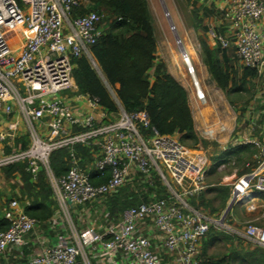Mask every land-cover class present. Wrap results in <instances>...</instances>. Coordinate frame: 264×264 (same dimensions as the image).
Listing matches in <instances>:
<instances>
[{
    "label": "built area",
    "instance_id": "obj_1",
    "mask_svg": "<svg viewBox=\"0 0 264 264\" xmlns=\"http://www.w3.org/2000/svg\"><path fill=\"white\" fill-rule=\"evenodd\" d=\"M20 2L0 0V114L9 119L1 127L0 145L12 149L15 137L24 134L29 146L2 153L0 169L26 163L33 179L43 170L58 207L52 225L63 227L58 242L33 253L31 264H202L200 243L209 229L229 231L226 221L233 207L254 210L260 203L264 136L232 145L252 144L258 159L252 170L222 184L230 192L228 209L218 218L194 209L185 199L205 191L206 159L192 155L175 136H160L146 112L128 114L112 96L118 112L109 115L98 99L81 94L75 85L71 59L84 56L92 63L89 48L103 35V16L94 11L75 14L85 8L84 0ZM229 17L231 38L215 31H209L208 38L222 48L234 47L239 65L262 75V41L254 25L264 18V0H231ZM189 59L183 53L196 99L204 101ZM76 147L94 151L93 166L100 174L96 179L108 170L106 182L91 184L75 156ZM58 150H67L70 160L66 174L56 178L49 157ZM138 174L148 184L157 177L166 198L130 208L116 223L74 225L73 208L115 194ZM2 220L7 228L0 230V258L10 248L22 251L25 237L37 227L15 200L8 203ZM231 232L264 249V228L247 224Z\"/></svg>",
    "mask_w": 264,
    "mask_h": 264
},
{
    "label": "trees",
    "instance_id": "obj_2",
    "mask_svg": "<svg viewBox=\"0 0 264 264\" xmlns=\"http://www.w3.org/2000/svg\"><path fill=\"white\" fill-rule=\"evenodd\" d=\"M16 1L19 5L21 4L20 0ZM84 1L87 2L85 8L76 10L75 14L83 15L94 11L102 15L103 35L95 45L89 48L96 67L84 56L71 59L72 77L78 91L98 99L101 108L109 115L116 114L118 108L107 89L108 87L114 93L116 101L124 112L128 114L146 112L151 127L160 136L178 135L179 142L187 147L208 146L209 142L202 139L195 129L186 90L168 73L162 62L156 61V40L147 1ZM184 1L192 6L198 24L202 23V20L198 18L194 1ZM200 29L202 32L198 38L200 58L211 80L227 98L231 94L248 91L246 85L249 83L248 80L258 77L256 71L240 66L239 80L235 79L236 76L231 77L234 63L229 64L231 60L226 54L231 51L238 62L234 47L222 48L216 42L211 45L207 37L208 29L204 26H201ZM237 82H239L238 85ZM141 132L150 133L144 130ZM28 146L26 135L19 134L14 139L12 149L23 151ZM12 149L4 147L3 154L11 153ZM256 153L257 150L252 144L228 145L224 150L218 148L208 175H216L222 165H232V169H237L233 179L242 176L256 166V162H253L249 170L245 168L246 162ZM75 156L80 160L81 169L88 173L92 185L96 186L107 181L108 170L105 171L103 178L96 179L100 174L93 166L94 151L85 147H76ZM69 160L70 154L67 150L51 153L49 167L56 178L66 174ZM26 166V163H17L2 168L1 172L6 180L16 178L20 180L21 192L18 201L27 202L23 210L24 214L34 219L37 226L48 227L53 223L58 211L52 189L43 170H40L33 179L26 172ZM167 195L166 189L157 177L152 179L151 184H148L138 174L132 183L118 189L115 194L100 197L83 207L78 206L75 211L87 209L86 212L92 214L94 210L100 208L105 212L102 216L105 224L116 223L130 208L166 198ZM207 195H212L213 198L207 200ZM229 195L227 187L212 186L197 198H192L189 204L209 217H214L213 215L218 213H220L218 215L220 217L226 211L225 204ZM257 198L264 202V194H257ZM216 202H218V206L214 208L213 205ZM207 210H209V214L205 212ZM76 215L77 213L74 216ZM78 218L79 216L75 217V219ZM6 228V222L0 220V230ZM219 235L222 236L215 228L211 227L202 240L203 245L201 241L200 248L202 246V249L199 259L202 264H264V249L258 247L244 252L232 250L230 256L218 259L206 257L207 246L214 243ZM230 237L224 236L227 240H230ZM92 263L95 264V261L93 260Z\"/></svg>",
    "mask_w": 264,
    "mask_h": 264
},
{
    "label": "rangeland",
    "instance_id": "obj_3",
    "mask_svg": "<svg viewBox=\"0 0 264 264\" xmlns=\"http://www.w3.org/2000/svg\"><path fill=\"white\" fill-rule=\"evenodd\" d=\"M146 1L152 19L154 36L156 40V61L158 63L162 62L165 65L168 73L171 74L174 79L186 78L188 84L190 83V87L186 86L185 84L183 85L188 90L195 129L202 139L209 142L208 146L206 147H187L183 144L182 145L187 150H189L192 155H200L206 159V189L212 186H222L224 183L232 182L237 170L232 169V165L220 167L216 175H208L209 169L213 164L212 160L215 158L218 148L219 150H222V148H226L228 145H234L238 143L239 136H245L250 140L260 139L264 136V118L260 114L264 106L261 104L262 99L257 97L254 84L251 86H246V88L249 90L243 92L242 94L235 93L231 94L228 98L226 96L221 97L220 102L210 97L211 95L206 93L204 83L201 82L199 74L200 72L198 71L202 67L200 47L198 42L199 35L202 33L200 29L202 25L201 23L198 24L194 11L192 10V6H189L184 0ZM183 53L189 55V58L191 56L194 57L190 58L191 65L195 71L196 77H198L197 79H199L198 81L200 86L203 89L205 95L204 101H197L196 99L195 90L182 62ZM226 55H228L229 60H231L229 64L232 65V63H234L231 77L236 76L235 79H238L241 73L240 65L239 63L237 64L235 56L231 53V51L227 52ZM178 68H181L182 70L179 72ZM238 84L239 82H237V85ZM207 86H212L211 81H208ZM108 91L110 92L111 96H114V93L109 88ZM65 95L66 93L61 94L62 97ZM194 103L197 106H195ZM7 122H9V119L6 116L0 114V126H3ZM229 134L231 135L228 139ZM174 136L179 139L178 135ZM221 136L222 138H220ZM214 144H216L218 147ZM257 157L259 156L257 155ZM263 158L264 154L259 157L260 160ZM257 159L258 158L252 157L246 162V164L248 163L252 166V163L256 162ZM4 178L5 177L3 176L0 169V202L3 205L8 203V201L5 203L2 201L3 194H5L3 191L9 187H14L15 185L13 180L7 182ZM206 198L207 200H211L213 196L207 195ZM185 200L188 203L191 201V199ZM258 201L260 200L258 199ZM217 206L218 202L214 203L213 207L216 208ZM225 206L226 209H228V201L226 202ZM86 211L88 210L83 209L78 211L76 216H74L75 213L72 215L71 219L75 226L87 223L92 225L94 224L96 227L105 225V222H103L102 219V216L105 213L103 210L97 208L94 210V212H92V214H87ZM205 212L208 213L209 210ZM218 215H220V213L213 215V218H218ZM57 216L58 211L55 219ZM78 216L79 218L75 219V217L77 218ZM60 222V219H57L56 223L59 224ZM247 224L254 225L258 228H264V202L260 201L259 205H257L254 210H249L244 206H235L230 211L226 221L229 231L225 229H216L220 234H222V236L219 235L218 239L214 243L207 246L205 256L218 259L225 256H230L232 250L234 252L253 250L255 248L254 245L240 240L241 237H238L231 232L234 230L241 231L242 227ZM62 228L63 227L58 228L54 224L49 225V227H40L37 236H40L42 239L41 242H44L43 247L56 244L59 238L62 237ZM224 236H231V239L227 240L224 238ZM44 239H46V242L43 241ZM201 244L203 245V241ZM36 246L40 247V244H37ZM201 249L202 246L200 251Z\"/></svg>",
    "mask_w": 264,
    "mask_h": 264
},
{
    "label": "crops",
    "instance_id": "obj_4",
    "mask_svg": "<svg viewBox=\"0 0 264 264\" xmlns=\"http://www.w3.org/2000/svg\"><path fill=\"white\" fill-rule=\"evenodd\" d=\"M193 1L196 4L198 18L202 20L201 25L208 29L207 34L209 31H215L217 34H219L221 36L231 38V33L233 31L231 21H230V17H229L230 8H231V0H193ZM254 27H255V30L258 33V35L261 37L262 49H263V53H264V18L262 20H260L259 22H257L254 25ZM208 40H209V43L211 45L215 43L214 41H212L209 38H208ZM237 64H238V62H237ZM201 65H202V67L198 71L200 72L199 73L200 79H201V82L204 83L206 93L208 95H211L210 97L214 98V100H217L220 102L221 97H225V94L211 80V78L209 77V74L207 72V69L203 65L202 62H201ZM175 80L186 90V92L188 94V90L183 85V84H185L186 86L190 87V83L188 84L186 78H175ZM236 80H239V78ZM208 81H211L212 86H207ZM248 82L249 83H247L246 86L253 85V84L255 85V90L257 93L256 95L258 98L262 99L261 104L264 105V102H263V100H264V73L262 75H259L258 77H256L253 80H250V81L248 80ZM188 100H189V96H188ZM189 105L191 107L190 109H192L190 101H189ZM192 105H193V103H192ZM194 105L197 106L195 103H194ZM260 114L264 118V106H263V109L260 112ZM192 118H193V116H192ZM1 127H2V125L0 126V131H1ZM230 130H231V128H230ZM230 135L231 134H229L228 139L230 138ZM220 138H222V136ZM243 138L247 139L245 136H239L238 139H239V141H241V139H243ZM2 153H3V146L0 145V156L2 155ZM6 181L9 182L11 180H6ZM13 181L15 182L14 183L15 185L13 184L14 187L10 188L8 186L9 188L6 189L8 191H6V190L3 191L5 194H3V200L2 201L4 203L8 201V203H9L11 200H15L18 202L19 208L23 211L24 207L27 205V202L26 201H18V198H19L20 192H21V182L18 178L14 179ZM8 203L3 205L0 202V220L1 221H2L3 210L8 206ZM75 209L76 208H73V210H72L73 214L77 213L75 211ZM87 214H90V213H87ZM39 228L40 227L37 226L33 232H31L29 235H27L25 237V247L22 251H16L12 248L8 249L6 251V253L3 255V257L0 258V264H31L30 259H31V256L33 253H35V252L40 253V252H42V250L50 248L52 245H54V244H52L51 246L48 245V246L43 247L44 242H41L42 239L40 238V236H37V233H39ZM241 240L249 243L248 241H246V239L241 238ZM43 241L46 242V239H44ZM37 244H40V247H37L36 246Z\"/></svg>",
    "mask_w": 264,
    "mask_h": 264
},
{
    "label": "bare ground",
    "instance_id": "obj_5",
    "mask_svg": "<svg viewBox=\"0 0 264 264\" xmlns=\"http://www.w3.org/2000/svg\"><path fill=\"white\" fill-rule=\"evenodd\" d=\"M189 56V55H188ZM192 57V56H191ZM190 57V58H191ZM192 58H194V57H192ZM193 60V59H192ZM188 64H190L191 65V59H189L188 60ZM192 66V65H191ZM178 70H179V72L182 70L181 68H178ZM177 74V73H176ZM182 74H183V72H182ZM196 78H198V77H196ZM199 80V79H198ZM199 93H201L202 95H203V98H205V95H204V92H203V89L201 88V86H199V89H196ZM201 113V112H200ZM202 116H203V114H202ZM200 118V117H199ZM196 154V153H195Z\"/></svg>",
    "mask_w": 264,
    "mask_h": 264
},
{
    "label": "water",
    "instance_id": "obj_6",
    "mask_svg": "<svg viewBox=\"0 0 264 264\" xmlns=\"http://www.w3.org/2000/svg\"><path fill=\"white\" fill-rule=\"evenodd\" d=\"M94 67H96V65H95V63L92 61V63H91Z\"/></svg>",
    "mask_w": 264,
    "mask_h": 264
}]
</instances>
